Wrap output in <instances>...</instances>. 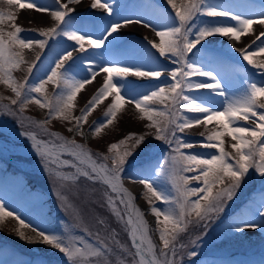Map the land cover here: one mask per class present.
<instances>
[{
    "label": "snow or ice",
    "instance_id": "obj_1",
    "mask_svg": "<svg viewBox=\"0 0 264 264\" xmlns=\"http://www.w3.org/2000/svg\"><path fill=\"white\" fill-rule=\"evenodd\" d=\"M10 6L20 9L35 10L37 13H47L53 26L31 29L39 38H32L25 33L15 21L12 13L0 12V25L7 20L12 31L5 32L0 28V84L10 89L14 99L11 105H19V112H24L29 104H36L41 109H47L45 120H31L29 124L41 129L47 139H37L35 133L22 132L29 139L31 147L40 157L44 171L61 187L76 184L81 179L92 184H103L106 188L104 198L110 214L121 224L127 234L128 244L118 238L116 229L112 236L97 239L94 242L77 237L70 240L65 231H45L25 222L18 213L6 210V205L0 202V222L6 217L17 220L19 227L16 234L28 243L36 241L25 237L21 229L30 228L41 243L50 246L63 254L68 264H183L185 255L191 259L198 256L195 249L208 235L210 225L216 223L225 213L228 202L232 201L237 191L247 177L250 169L264 178V81L259 84L245 80L238 92H230L229 86L221 79L219 71L215 70L217 58L214 51L207 47L205 41L210 37H228L231 41L240 42L242 36L252 34L254 25L261 26V31L255 35L252 42L256 45H246L243 49L235 48L248 65L258 71L264 70V64H257L253 57L264 54V3L259 10L249 8L245 13L233 12L227 6H222L213 0H187V3L177 7L175 0H167L175 12V16L164 14L162 25L157 28L139 18L127 17L123 20H106L103 31L93 35L83 27L74 23L75 8L83 0H54L57 7H48L37 0H6ZM91 9H102L107 16L114 13V0H91ZM118 15V13H117ZM208 18H228L234 24L217 23ZM140 24L150 28L159 38V43L145 37L147 43L159 53L157 63L151 66H136L110 61L105 66L100 59L103 53L89 52L87 44L92 49L105 48L115 39L114 34L122 27ZM73 42L57 53L54 67L49 74L38 83L29 84L28 77L24 82H18L13 72L27 64L24 50L36 47L43 53L49 41L58 38ZM259 41V44L256 42ZM252 48L251 51H248ZM73 52L88 53L87 56L73 58ZM159 58L176 65L168 68ZM40 60V55L36 56ZM71 61V63H68ZM67 65V66H66ZM86 65V71L81 68ZM35 62L29 64L27 73L32 74ZM218 66V65H217ZM83 72V74H80ZM100 72L106 73L103 83L81 110L80 116H71L74 101L85 85L95 80ZM166 74V75H165ZM264 75V71H260ZM165 76L164 79H160ZM158 81L153 84L137 83L128 79ZM202 77L204 79H193ZM52 83L63 87L51 99L43 101L32 93L43 95L45 85ZM208 90V94L191 95L193 90ZM113 102L102 120L96 121L90 128L93 138L99 136L102 130L111 125L125 103L134 105L139 113V119L147 120L148 132L144 135L129 134L118 143L108 146L111 156L92 151L84 144L78 143L75 136L86 139L83 125L96 106L108 96L113 95ZM215 98H221L217 101ZM3 99V98H0ZM219 103V107L214 104ZM159 104L156 108L152 105ZM0 111L7 115H16L9 105H0ZM184 113H192L186 116ZM255 118V119H252ZM52 120L74 122V127L66 131L73 134L72 139L66 138L60 132H49L46 125ZM251 120L254 126H244L238 121ZM215 122L217 129L209 130L202 141H190L178 135L185 129L196 125H207ZM151 135L154 140L167 145L169 152L163 157V162L157 164L154 170L138 166L135 161L140 153L150 158L151 149L155 146L146 143L145 137ZM232 141L235 155L225 151L224 136ZM128 141H134L129 149ZM142 146V147H141ZM198 146L204 149H215L209 155L185 152ZM139 148L140 152H135ZM120 149H124L120 151ZM131 157V159H129ZM111 159V165L107 163ZM103 161V162H101ZM126 166L136 174L127 175ZM187 173H193L188 176ZM143 185L146 190L141 196L149 204V213L154 216L156 228L152 229L145 219L146 213L136 203L137 196L125 187L124 181ZM202 182L200 187H189L191 181ZM170 185V188H169ZM217 189L216 191H213ZM204 195L201 196L200 194ZM59 195V194H58ZM196 197L195 200L191 199ZM62 200L66 197L60 196ZM153 198L164 206L153 205ZM203 201V203H201ZM195 217V220L192 217ZM256 215L264 220V198L256 209ZM162 218V219H161ZM101 226L104 220L98 221ZM162 225V226H161ZM189 227L200 229V233L191 238L187 244L180 237L188 232ZM264 229V224H258L252 219L237 218L229 225V231L243 232L247 229ZM86 235H91L87 228ZM158 234L157 244L152 239V233ZM123 254V255H121ZM193 264L195 261L193 260Z\"/></svg>",
    "mask_w": 264,
    "mask_h": 264
},
{
    "label": "rangeland",
    "instance_id": "obj_2",
    "mask_svg": "<svg viewBox=\"0 0 264 264\" xmlns=\"http://www.w3.org/2000/svg\"><path fill=\"white\" fill-rule=\"evenodd\" d=\"M37 2L48 7H57L54 0H37ZM61 2H65V0H61ZM110 2H112V0H110ZM213 2L222 6H227L233 12L246 14L249 8L259 10L261 4L264 3V0H213ZM175 3L179 8L183 4L187 3V0H175ZM90 4L91 0H83L80 5H71L70 7H74L76 10L75 13H73V16L75 17L74 23L76 26L83 27L86 24L87 28L84 30L92 32L93 35L99 34V32L103 31L106 20H123L127 17H133L139 18L159 28L163 23L164 14H168L173 17L175 16V12L172 7L168 5L167 0H114V13L111 17L107 16L102 9H91ZM0 12H12L17 17L15 21L16 25L25 30V33L34 39L39 37L35 32L28 30L53 26L55 23L51 20L47 13H37L35 10L28 9L22 10L16 6L8 5L6 0H0ZM204 19L223 24L235 23L228 18L205 17ZM0 28H2L5 32L13 30L7 20H5L4 24L0 25ZM253 29V33L242 36L240 42H234L228 37H221L218 35L210 37L208 41H205L207 47L212 49L216 54L218 66L214 65L215 70L220 72L221 79H223L225 84L229 86L230 92H238L241 90L245 80L255 81L258 84L261 81H264V75L260 74V71L264 70L258 71L256 68L248 65L247 62L240 56L239 52L234 51L233 48L230 47V45L234 44L235 48L243 49L246 45H252V47L255 48L256 45H253L252 42L255 40V35L261 31V26L254 25ZM114 37L115 39L110 38L112 42L107 44L105 48L92 49L87 44H85V47L88 48L89 52L103 53V56L100 57V59L104 62L105 66H110V61L136 66L143 65L145 67L158 62L157 58L159 57V53H157L155 49H152L151 45L147 43V40H145V37H147L148 39L159 43V38L150 28H145L140 24H132L119 29V31L114 34ZM261 40H264V37H261ZM57 41L64 42L65 44L54 45V42L56 41H51L43 53H40V50L36 47H33L31 50H24V57L27 64L22 65L20 70L13 72L14 78L18 82H24L25 77L27 76L29 84L38 83L42 78H45L46 75L49 74L50 68L54 67L57 53L61 52L66 46L73 44L71 41H65L62 37L58 38ZM256 44H259V41H257ZM251 50L252 48L248 49V51ZM38 54L40 55V60L36 61L35 58ZM82 55L87 56L88 53L73 52L74 59ZM253 60L257 64H264V54L254 56ZM33 62H35L36 66L33 68L32 74L29 75L26 73V70L28 65ZM159 62H162L168 68L176 67V65L169 63L163 58H159ZM68 63H71V61ZM80 67L85 71L87 70L86 65H81ZM80 74H83V72ZM106 75V73L100 72L92 83L85 85L84 89L78 93L77 98L74 101L71 116H80L81 110L85 108L87 101L91 99L98 87L101 86ZM164 78L165 76H162L160 79ZM128 79L143 84L154 85L155 83H158V81L146 79L139 80L135 77H129ZM193 79L204 78L193 77ZM62 87L63 85L61 84L60 89ZM57 88L58 87L56 85L48 83L45 85L43 95L37 93H32V95L40 98L42 101L44 99H51L54 97L52 94L57 91ZM200 93L207 95L208 90H193L190 94L199 95ZM0 98H3L0 99V105H5L6 102H10L9 98L14 99L15 97L10 89L6 88L3 84H0ZM113 98L114 94L108 96L102 103L98 104L91 115L88 116L87 123L84 124L82 128L86 135V139H82L80 136H75L76 141L84 144L94 155L96 153H100L102 155H108L110 158L115 155V153H108L107 149L110 144L118 143L127 136L121 134L123 129H127V131H129L128 135L135 134L137 136L144 135L148 132H155V129H148L146 127L149 121L139 119V113L135 110L134 105L125 103L121 111L117 114L115 121L108 127L104 128L99 136L93 138L90 128L94 122L104 118L106 111L113 102ZM215 99L219 101L221 98ZM152 106L156 108L161 107L159 104ZM213 106L219 107V103L214 104ZM10 107L16 110V115L10 116L14 117L18 123H21L20 126L24 129H28L26 126H29V118L31 120H35V118H37V120L42 121L45 120L48 115L47 109H41L36 104L27 105V108L24 111L25 114L19 112V105H11ZM260 111H264V109H261ZM184 115L191 116L193 114L184 113ZM0 118H3V116L0 115ZM6 118L9 119L8 117ZM238 123L244 126H254L251 124V120L247 123L245 121H238ZM46 127L49 132H60L68 139L73 138V134L68 133L66 129L68 127H74V122L69 124L67 121L52 120L46 125ZM212 129H217L215 122L207 125V128H205L203 124L193 126L192 128L185 129L183 133H178V135L190 141H202L204 140V137L209 134V130ZM40 135L46 137L42 130H40ZM223 140L225 151L234 156L235 153L233 152L231 145L235 143V141H232L227 135L223 137ZM145 141L155 147L151 149L150 158L146 157L145 154L141 152L140 155L136 157L135 163L138 166L154 170L157 164L163 162V157L168 154L169 149L167 145H164L161 141L154 140L151 135L146 136ZM31 143L32 142L26 137H23V135L12 134L9 130L0 131V161L17 166L20 170L24 171L30 177L39 182L50 195L58 198V203L61 205L64 214L67 216L78 218L80 217V214L88 212V208L92 209V213L94 211H100L99 214L106 212L105 215H102L104 220V225L102 227L105 228L106 233L104 231V234L100 237V239L110 238L112 236L111 230L114 228L116 230L120 229L121 233H123V226L117 223L114 217H110L108 212L107 203L104 198V192L106 191L105 187L103 188L100 183L92 184L91 182L83 179L76 184H69L66 187H61L58 181L54 180L44 171L40 157L36 155L32 149ZM133 143L134 141H128L127 147L130 149ZM123 150L124 149H120V151ZM183 151L209 155L214 152L215 149H204L194 146L191 149H183ZM135 152H140V149H135ZM129 159H131V157ZM107 163L110 166L111 159H109ZM135 174L136 173L131 168L126 166V171L124 173L125 176ZM187 175L192 176L193 173H187ZM247 176L249 178L244 180L242 185L244 186V183L249 185L246 187H242L241 185V188L237 191L233 200L228 202L225 213L221 215L220 219L216 223L210 225L208 235L200 242L199 246L195 249L189 247L188 250L197 251L198 256L189 260V258L185 255L183 264H193V260L195 261V264H264V261L262 262L259 256L246 258L241 254H238L239 252H254L262 253L264 255V241L261 240L258 242L259 238L264 236V229H247L243 232L229 231V225L237 218L252 219L258 224H264V220L256 215V209L261 203L262 198H264V195L257 194L256 191L264 189V178H261L252 169H250ZM252 181L256 182L254 187H251L250 185V182ZM5 183L6 184L0 186V202L6 205V210H12L14 213H18L25 222H30L31 225L38 229L56 232L62 231L61 228L54 226L51 222L47 223L45 218L43 219L40 217L36 209H32L36 206L34 203H31L32 197L23 198V195L26 194V191L29 188L28 185L20 183L19 188H16L13 186L14 182L11 178ZM127 183L129 182L125 179V187L128 186ZM138 186L140 191L138 196L136 195V203L138 204L143 202L149 209V204L141 196L142 192L146 190L143 188V185L138 184ZM200 186H202V182L198 183L195 180L191 181L189 184V187ZM45 190H41V192L43 193ZM216 190L217 189H214L213 191ZM61 195L66 197V199L62 200L60 198ZM200 195L203 196L204 194L201 193ZM250 196H253L251 202ZM74 197L77 198V202L76 200H73ZM191 199L195 200L196 197H192ZM152 203L156 207L164 206L160 201H157L154 198ZM201 203H203V201H201ZM28 206L31 207V209ZM139 207L142 209L141 206ZM82 210H84V212L81 213ZM81 218V222L83 220L90 221L92 219ZM155 219L154 226L156 228ZM192 219L195 220L194 215ZM96 222L100 225L97 220ZM3 223L8 227H0V246L7 244L10 245L12 249L10 247H2L0 249V259H2L3 256L8 257L6 263L0 262V264H20L19 262L24 259L31 261L32 264H41V260L38 257L41 254L51 256H57V254H59L62 255L59 257L65 258L63 254L59 253L57 250L39 242L40 238L37 237L30 228H23L21 231L24 232L26 239L30 238L36 242L28 243L26 240H21L16 234V229L19 227L17 220L11 217H6L2 224ZM77 227L78 223H75L72 231L69 227L67 229L64 228L63 231L66 232V235L70 240L74 241L77 237H80L85 241H90L88 235L85 234L84 229L80 232V230L76 229ZM79 229H81V227H79ZM200 231V229L189 227L188 232L180 237L181 242L187 244L189 240L198 235ZM89 232L91 234L90 236H92V232ZM117 233L119 240L126 244L125 238L120 237L119 232ZM97 239L98 237L96 235L95 240ZM152 239L159 244L157 233H152ZM21 249L25 251H21ZM20 252L21 254H19ZM231 254H236V256H234L236 257V260H221L214 258V256L217 255L229 256ZM62 262L68 264L67 260H62Z\"/></svg>",
    "mask_w": 264,
    "mask_h": 264
},
{
    "label": "trees",
    "instance_id": "obj_3",
    "mask_svg": "<svg viewBox=\"0 0 264 264\" xmlns=\"http://www.w3.org/2000/svg\"><path fill=\"white\" fill-rule=\"evenodd\" d=\"M127 132H129V131H127V129H123V132L121 133L122 135H125ZM13 173H15L14 172V170L12 171ZM29 179L27 180V182H29L30 183V185H31V187L33 188V191L34 192H36L38 189H40V190H45L43 187H41V185H40V183L39 182H37L34 178H31V177H28ZM245 179H247V177L245 178ZM103 188L105 187V186H103L102 184H100ZM244 186H245V183H244ZM37 194V193H36ZM43 195H44V204L41 206V207H39V209L42 211V213H44L45 214V217L47 218V220L49 221V222H51L54 226H56V227H59V228H61L62 230L65 228V229H67L68 227L69 228H71L72 226H73V223L74 222H79V220H78V218L81 220L82 218L81 217H83V218H87V219H91L93 222H91V221H89V222H91V223H93V224H95L96 225V220L97 221H99V220H101V219H103L102 217V215H105L106 214V212H104V213H101V214H99L100 213V211L99 212H93L92 213V209H90V208H88L89 210H88V212H85L84 214H80V217H78V218H75V219H72V218H68V216H66L65 214H64V211H63V209L61 208V205H59V203H58V198L57 197H53L52 195H50L46 190L43 192ZM80 199V198H79ZM74 201L76 200V202H77V198L76 197H74V199H73ZM39 201V200H38ZM85 204V203H84ZM86 205V204H85ZM85 210V209H84ZM84 210H82L81 211V213L82 212H84ZM108 212H109V214H110V210L108 209ZM91 214V215H90ZM91 216V217H90ZM110 217H113L111 214H110ZM114 219V218H113ZM94 221H95V223H94ZM99 228V227H98ZM122 228V227H121ZM115 229V228H114ZM99 230L103 233V229H101V228H99ZM117 232H119V236L120 237H124V238H127V234H126V232L125 231H123L122 230V232L123 233H121V231H120V229L119 230H116ZM105 233H106V231H105ZM122 255V254H121ZM51 256V255H50ZM59 256H62V255H59V254H57V256H54V257H52L51 256V259H53L54 260V262L56 263V260H60V259H62V257H59ZM6 258H8V257H4L3 258V260H6ZM44 259V263L45 264H52L53 263V261H51L50 260V258L48 257V255L47 254H44V257H43ZM26 263V262H25ZM25 263H23V264H25ZM57 264V263H56Z\"/></svg>",
    "mask_w": 264,
    "mask_h": 264
},
{
    "label": "bare ground",
    "instance_id": "obj_4",
    "mask_svg": "<svg viewBox=\"0 0 264 264\" xmlns=\"http://www.w3.org/2000/svg\"><path fill=\"white\" fill-rule=\"evenodd\" d=\"M128 184H129L130 188H132L133 191H134L135 193H139L140 188H139L138 184H132V183H128ZM148 217H149V218H148ZM147 218L149 219V220H148L149 222H150L151 219H152L150 214H147Z\"/></svg>",
    "mask_w": 264,
    "mask_h": 264
},
{
    "label": "water",
    "instance_id": "obj_5",
    "mask_svg": "<svg viewBox=\"0 0 264 264\" xmlns=\"http://www.w3.org/2000/svg\"><path fill=\"white\" fill-rule=\"evenodd\" d=\"M0 124H1L3 127L9 128V129L14 128L13 125H11V124H9V123H7V122H5V121H0Z\"/></svg>",
    "mask_w": 264,
    "mask_h": 264
}]
</instances>
